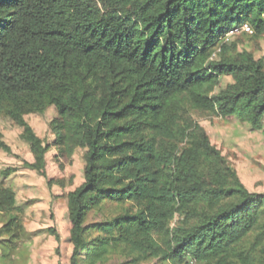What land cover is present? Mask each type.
<instances>
[{
  "label": "trees",
  "instance_id": "trees-1",
  "mask_svg": "<svg viewBox=\"0 0 264 264\" xmlns=\"http://www.w3.org/2000/svg\"><path fill=\"white\" fill-rule=\"evenodd\" d=\"M244 23L264 37V0H0V117L22 128L24 166L49 185L50 148L84 150L68 264H264V192L187 108L264 136V61L225 40ZM48 108L51 141L24 120ZM23 217L0 181V264H16Z\"/></svg>",
  "mask_w": 264,
  "mask_h": 264
},
{
  "label": "rangeland",
  "instance_id": "rangeland-1",
  "mask_svg": "<svg viewBox=\"0 0 264 264\" xmlns=\"http://www.w3.org/2000/svg\"><path fill=\"white\" fill-rule=\"evenodd\" d=\"M229 39L237 43L238 49H246L264 61V37L238 32ZM232 84L230 77L222 76L215 90L230 89ZM187 108L210 142L234 166L246 188L264 192L263 134L237 118L214 116L191 103H187ZM54 115V109L48 108L42 115H25L24 120L40 138L51 141L49 122ZM21 131L20 126L0 117L2 140L10 148V152L0 149V181L15 192L17 203L24 207L23 224L29 234L20 244L16 264H68L70 221L65 194L84 180V150L77 148L70 161H62L54 158L56 151L50 148L45 170L53 180L48 185L42 175L24 166L23 161L33 162V156ZM8 169L10 172L4 176L2 171ZM49 229H54V233Z\"/></svg>",
  "mask_w": 264,
  "mask_h": 264
},
{
  "label": "built area",
  "instance_id": "built-area-1",
  "mask_svg": "<svg viewBox=\"0 0 264 264\" xmlns=\"http://www.w3.org/2000/svg\"><path fill=\"white\" fill-rule=\"evenodd\" d=\"M238 32L239 33H241V32L242 33H252V29L247 23H244L240 27L232 29L228 33H226V39L225 40H228L231 35L237 34Z\"/></svg>",
  "mask_w": 264,
  "mask_h": 264
}]
</instances>
